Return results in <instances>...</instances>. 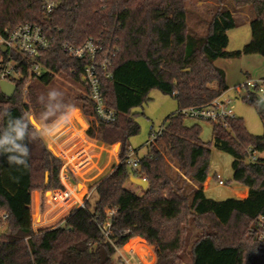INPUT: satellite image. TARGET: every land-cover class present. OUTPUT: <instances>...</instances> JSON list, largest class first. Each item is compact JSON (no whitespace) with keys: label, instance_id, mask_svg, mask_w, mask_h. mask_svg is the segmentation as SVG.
Wrapping results in <instances>:
<instances>
[{"label":"trees","instance_id":"obj_1","mask_svg":"<svg viewBox=\"0 0 264 264\" xmlns=\"http://www.w3.org/2000/svg\"><path fill=\"white\" fill-rule=\"evenodd\" d=\"M55 1L52 13L44 17L38 0H0V32L29 22L42 26L50 40L35 62L43 69L40 75L33 72V62L15 52L10 55L16 89L11 97L0 92V140L11 141L0 144V264H117L116 249L134 237L155 246L153 264H264V158L257 156L264 153V108L258 107L257 95L249 93L244 100L256 109L261 136L251 135L241 118L228 119L227 127L213 124V144L232 156V180L248 189L244 199L215 201L205 195L210 149L200 141V128L184 125L177 111L165 118L160 135L137 158L136 169L125 159L129 139L139 132L133 110L149 100L151 90L173 97L177 110L203 105L227 90L225 73L214 61L264 57V0H214L217 6L203 35L188 26L193 0ZM226 2L252 12L251 38L241 50L226 51L227 32L236 26ZM88 38L100 41L98 60L106 59V70L98 69L100 92L116 119L108 124L94 121L86 134L106 144L119 143V163L61 224L34 232L32 192L64 186L61 161L28 119L30 109L37 112L44 104L32 89L28 103L23 102V90L32 80L45 86L61 75L83 88L75 101L83 115H91L81 79L85 62L61 48L79 46ZM7 55L0 45V65ZM72 114L84 128L77 111ZM17 129L23 130V138H16ZM248 152L256 154L254 161ZM130 177L144 178L147 186L138 187L139 193L127 189ZM107 221L111 228L105 236L100 227ZM191 228L195 233L187 247Z\"/></svg>","mask_w":264,"mask_h":264},{"label":"rangeland","instance_id":"obj_2","mask_svg":"<svg viewBox=\"0 0 264 264\" xmlns=\"http://www.w3.org/2000/svg\"><path fill=\"white\" fill-rule=\"evenodd\" d=\"M226 5L227 8L234 12V17L236 19L235 28L227 32L228 45L226 51L241 50L251 38L248 21L252 17V12L250 8L247 7L234 9L228 3ZM216 6L217 3L214 0H193L188 4V26L194 33L203 35L206 32V24ZM213 64L217 68L222 69L225 73V85L227 86V90L223 93L222 97L223 99L231 100L233 115L243 120L247 131L251 135L261 136L263 134V126L256 109L248 100L243 99L247 95L246 89L240 87L239 90H237L236 88L244 84L248 79L256 80L264 78V57L247 55L241 56L238 59H218L214 61ZM29 85L30 88L23 90L22 101L28 103V92L32 89L38 99L43 102L45 108L37 112L30 109L28 112L30 123L40 133L45 131L41 126L43 123L55 122L62 114L67 113V111L72 108L74 109L77 107L80 109L79 104L75 101V97L83 92V88L76 82H72L61 75H56L53 81L48 85L43 86L33 80L29 82ZM52 93H55V95ZM148 97L149 100L145 104L133 110V112L136 113L135 120L139 125V132L129 139L130 147L136 150V154L132 153V157L136 156L140 158L146 154L147 142L150 140L151 133L162 129L165 118L177 111V102L171 96L163 95L158 90L153 89L149 92ZM72 111L70 114L71 116L73 115ZM33 120L36 124H34ZM183 122L186 126L197 125L200 128V141L210 149L207 172L208 183L205 181L202 185L203 191L204 189H208L206 191V196L215 201L233 198L236 187L242 185L232 180V156L218 150L213 144V124L191 118H184ZM85 128L86 126L83 129ZM41 135H43V133H41ZM47 143L49 142L45 140L46 145ZM114 144H108L107 150L109 155H111L113 151ZM257 156L259 158H264V153H259ZM167 159L169 158L167 157ZM216 175L224 182L223 185L217 184ZM44 182L47 183L48 178L47 181L44 179ZM125 187L139 193V188L129 180L125 183ZM45 195L49 197V194L46 193ZM238 197L241 198L242 194H238ZM90 200H92V197H90ZM2 230L3 228L1 227L0 232ZM194 233L195 230L191 228V236H189L187 240V247ZM187 247L184 251L186 263L190 261ZM134 263L135 259L132 261V264Z\"/></svg>","mask_w":264,"mask_h":264},{"label":"built area","instance_id":"obj_3","mask_svg":"<svg viewBox=\"0 0 264 264\" xmlns=\"http://www.w3.org/2000/svg\"><path fill=\"white\" fill-rule=\"evenodd\" d=\"M38 1L41 3L43 16L48 17V15L54 10L56 1ZM0 45L5 48L6 52H8L6 61L0 65V80L14 84L13 78L16 77L17 74L15 72V61L11 59L10 56L14 52L21 55L24 59L33 62L32 70L36 75H40L43 72L42 67L38 63H35L40 52L45 51L50 47V40L47 38L42 26L26 22L18 24L12 29H3V31L0 32ZM61 48L69 56L85 62L84 72L81 79L92 109V114L87 117L105 124L115 121L116 112L107 106L100 92L98 69L100 68L103 71L106 70V59L101 61L98 60L102 53L100 41L98 39L88 38L79 46L62 44ZM105 77L110 78L111 75L105 73ZM240 87H244L247 91V95L244 98L248 97L249 93H254L264 101V78L256 80L248 79L236 89L239 90ZM223 93L212 99L209 103L180 108L177 110V113L184 118L203 120L212 124H221L222 127H227V120L236 117L233 115L231 100L223 99ZM44 133L48 136L54 147V155L61 161L60 171L63 170L64 172L61 174L59 173L60 181L68 179L70 173L75 174L81 172L90 163V157L85 149H77V144L72 141V139L70 140V138H68L69 134H66L62 139L64 133L62 134L60 130L53 133L49 130H45ZM160 133L161 129L152 132L147 144L153 143ZM132 153H134V151L129 148L125 159L128 166L134 170L138 167V164L137 158L132 157ZM247 157L249 160L254 161L256 159V154L248 152ZM215 178L218 185L224 184L218 175H216ZM47 194H49V197L45 196L48 200V207L50 208V212L54 213L65 204L69 199L70 193L67 190H51L50 192L47 191ZM108 213L113 214L114 211L111 210ZM1 217L2 219L6 218L5 215H2ZM47 223L49 222L44 224L46 228L52 227V223ZM100 228L104 235L107 236L110 232L109 229L111 228V223L107 221L102 224ZM116 252L119 256L117 264H132V261L134 260L132 254L128 253L129 256L125 257L122 253V248L116 249ZM134 264L142 263L136 259Z\"/></svg>","mask_w":264,"mask_h":264},{"label":"crops","instance_id":"obj_4","mask_svg":"<svg viewBox=\"0 0 264 264\" xmlns=\"http://www.w3.org/2000/svg\"><path fill=\"white\" fill-rule=\"evenodd\" d=\"M72 110H77V116H79L82 122L86 125L85 129L82 128L77 119L70 115ZM93 122L94 120L83 115L81 110L75 107L74 109L72 108L67 111V113L62 114L55 122L47 124L43 123L41 125L43 129L49 130L51 133L60 130L62 134L64 133L62 139L66 134H69L68 138H70V140L72 139V141L77 144V149H85L86 153L90 157V163L81 172L75 174L70 173L68 175V179L61 181L64 186L63 191L67 190L70 193L69 199L54 213L50 212V208L48 207V200L45 196L47 192H32L30 211L34 232L46 228V226H44L46 222L52 223V227L61 224L73 209L80 207L84 201L88 199L91 189L95 183L107 176L112 171L113 167L119 163L117 159L118 143L114 144L113 151L111 152V155H109L107 150V147L109 146L108 144L87 136V130ZM41 133H43V135H41ZM41 133L39 132L40 136H43L42 139L44 142L45 140L49 142L46 146L53 153L54 147L52 146L48 136H46L44 132ZM130 149L133 150L131 147ZM133 151L134 154H136V150ZM63 172V170L60 171V174ZM206 182L208 183V179ZM207 190L204 189L205 195ZM238 194H242V197L239 198ZM233 195L235 198L244 199L248 195V189L245 186H237ZM133 241H136L134 243L135 245L133 244L132 247L126 249V245ZM122 253L125 257L129 256L128 253L132 254L134 259L141 261L142 264H153L155 262V246L149 245L139 237L131 238L122 247Z\"/></svg>","mask_w":264,"mask_h":264},{"label":"water","instance_id":"obj_5","mask_svg":"<svg viewBox=\"0 0 264 264\" xmlns=\"http://www.w3.org/2000/svg\"><path fill=\"white\" fill-rule=\"evenodd\" d=\"M2 49L3 51H5L4 47H2ZM15 89H16L15 84L8 81L0 80V92L2 93V95L6 97H11L14 94ZM257 105L261 109L264 108V101L259 97L257 98ZM246 163H248V161H246ZM47 178H48V173H45L46 181ZM129 181L141 189H144L147 186V181L142 178L130 177Z\"/></svg>","mask_w":264,"mask_h":264},{"label":"clouds","instance_id":"obj_6","mask_svg":"<svg viewBox=\"0 0 264 264\" xmlns=\"http://www.w3.org/2000/svg\"><path fill=\"white\" fill-rule=\"evenodd\" d=\"M53 95H55V93H52ZM16 138H23V130L22 129H17L16 130ZM8 142H11L9 141L7 138L5 140H0V144H3V143H8ZM16 147H19V146H16ZM20 152L24 155H28L29 154V150L27 148H19ZM13 160H15V158L13 157H9V161L12 162ZM16 163H20V164H24L25 167H27V163L23 160H16L15 161Z\"/></svg>","mask_w":264,"mask_h":264},{"label":"bare ground","instance_id":"obj_7","mask_svg":"<svg viewBox=\"0 0 264 264\" xmlns=\"http://www.w3.org/2000/svg\"><path fill=\"white\" fill-rule=\"evenodd\" d=\"M136 241H133V242H131L130 244H128V245H126V249H129L130 247H132L133 246V244L135 243ZM135 245V244H134ZM136 247V246H135Z\"/></svg>","mask_w":264,"mask_h":264}]
</instances>
